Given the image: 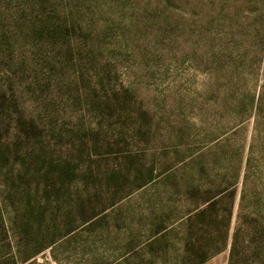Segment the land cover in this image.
I'll list each match as a JSON object with an SVG mask.
<instances>
[{"label": "rangeland", "instance_id": "rangeland-1", "mask_svg": "<svg viewBox=\"0 0 264 264\" xmlns=\"http://www.w3.org/2000/svg\"><path fill=\"white\" fill-rule=\"evenodd\" d=\"M229 209L264 233V0H0V264H194Z\"/></svg>", "mask_w": 264, "mask_h": 264}, {"label": "trees", "instance_id": "trees-1", "mask_svg": "<svg viewBox=\"0 0 264 264\" xmlns=\"http://www.w3.org/2000/svg\"><path fill=\"white\" fill-rule=\"evenodd\" d=\"M251 162L252 157L251 155H249L246 161L247 166L244 172V184H246L248 180V166H250ZM238 174L239 173H237L236 175ZM222 196H224V194ZM217 199L218 198L215 197H211L209 199L207 198V206L197 216L203 217L206 216L207 213L213 211L215 208V204L218 201ZM242 200H244V197H242ZM230 218L231 212L229 209L224 219L221 221L223 231L221 232L218 239L213 235V233L206 229V227L210 226L213 219H209L210 224L208 225L202 222L204 225L199 228V232L201 233V235H199L195 240H197L198 243L203 242L204 245L207 246V248L203 252H200V254L198 251H196V249L189 250L190 255H193L192 257H196L194 264H204L215 255L225 251L229 246V241L230 249L228 264H236L237 259L241 255V253L245 256V261H247V264H264V233L262 229L258 235L248 234L247 239L244 240L241 233L239 224L240 222L238 223V221L241 220L239 213V220L237 221V225L230 239ZM25 260L27 259H24V261Z\"/></svg>", "mask_w": 264, "mask_h": 264}, {"label": "crops", "instance_id": "crops-1", "mask_svg": "<svg viewBox=\"0 0 264 264\" xmlns=\"http://www.w3.org/2000/svg\"><path fill=\"white\" fill-rule=\"evenodd\" d=\"M207 263H209V262H206L205 264H207Z\"/></svg>", "mask_w": 264, "mask_h": 264}]
</instances>
